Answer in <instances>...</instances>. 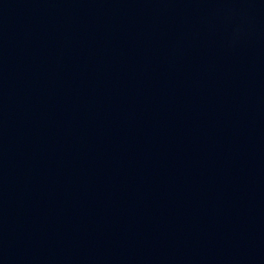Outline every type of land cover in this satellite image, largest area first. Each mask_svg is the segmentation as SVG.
Instances as JSON below:
<instances>
[{
	"label": "water",
	"instance_id": "water-1",
	"mask_svg": "<svg viewBox=\"0 0 264 264\" xmlns=\"http://www.w3.org/2000/svg\"><path fill=\"white\" fill-rule=\"evenodd\" d=\"M0 264H264V0H0Z\"/></svg>",
	"mask_w": 264,
	"mask_h": 264
}]
</instances>
